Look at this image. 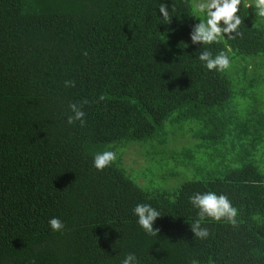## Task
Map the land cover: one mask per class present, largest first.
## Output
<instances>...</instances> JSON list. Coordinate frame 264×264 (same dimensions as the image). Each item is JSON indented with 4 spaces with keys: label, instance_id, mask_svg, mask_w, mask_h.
Wrapping results in <instances>:
<instances>
[{
    "label": "trees",
    "instance_id": "obj_1",
    "mask_svg": "<svg viewBox=\"0 0 264 264\" xmlns=\"http://www.w3.org/2000/svg\"><path fill=\"white\" fill-rule=\"evenodd\" d=\"M193 2L0 0V264H120L129 252L140 264H264V18L244 0L242 36L193 45ZM204 48L225 51L229 69L207 70ZM84 99L85 125H69V103ZM130 147L145 149V170L164 169L163 185L137 184ZM109 148L116 162L97 171ZM206 191L228 196L238 227L205 221L200 240L188 198ZM138 203L161 211L157 236L137 224Z\"/></svg>",
    "mask_w": 264,
    "mask_h": 264
},
{
    "label": "clouds",
    "instance_id": "obj_2",
    "mask_svg": "<svg viewBox=\"0 0 264 264\" xmlns=\"http://www.w3.org/2000/svg\"><path fill=\"white\" fill-rule=\"evenodd\" d=\"M244 0H194L192 7L196 15L202 17L197 23H193L189 33L191 43L193 45H211L218 42L221 38L234 40L243 35L239 31L244 21L239 15L241 5ZM246 7L254 8L255 14L264 18V0H254L253 3L247 4ZM159 13L166 25H171L173 20L172 13L175 7L171 5L169 9L168 3L159 4ZM199 52L198 59L209 71L223 72L229 69L231 61L225 51L217 54L204 48ZM87 55V53H83ZM66 87H75L74 81H65ZM104 96L100 95L97 103L102 102ZM89 101L81 100L79 104L70 102L68 107L72 115L68 116L67 123L69 125L79 122L81 126L86 123V112L84 106ZM118 153L114 150L105 149L93 156V167L97 171H103L116 162ZM189 203L197 210V216L192 220L190 230L195 238L205 240L209 237L210 232L207 226H202L205 221H213L216 223H226L233 228L238 227V209L233 205L232 201L225 194H217L213 191L203 193L196 192L189 196ZM133 215L137 217V224L149 236H157L160 229L154 228V224L162 213L149 203H138L133 209ZM49 227L53 232L63 233L66 224L58 217H52L48 221ZM31 264H35L32 261ZM120 264H140L135 253L129 252L124 255ZM190 264H199V261L193 259Z\"/></svg>",
    "mask_w": 264,
    "mask_h": 264
},
{
    "label": "rangeland",
    "instance_id": "obj_3",
    "mask_svg": "<svg viewBox=\"0 0 264 264\" xmlns=\"http://www.w3.org/2000/svg\"><path fill=\"white\" fill-rule=\"evenodd\" d=\"M247 61H252V58H248ZM234 75L236 82H239L237 80L240 77L238 72L236 71ZM259 92L264 93V89L261 88ZM144 150L145 149L136 150V147L135 148L130 147L129 149H127L124 156L122 157L124 164L127 166L128 171L132 173L131 175L136 179L137 184L142 188L148 189L153 186L163 185V182L161 181V179H159V175L164 171V169L158 168V170L155 171L144 169L145 168L144 160L142 155L140 154V152H143ZM159 153L161 154H157L155 156V159L157 160L162 159L165 156L164 155L165 153H162L160 151ZM131 167H135L137 170ZM139 175L145 177L148 183L147 182L145 183V179L143 177H139Z\"/></svg>",
    "mask_w": 264,
    "mask_h": 264
}]
</instances>
